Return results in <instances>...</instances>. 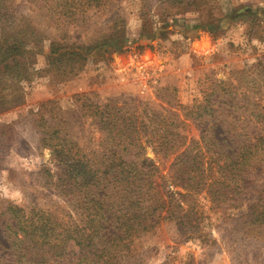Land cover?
Segmentation results:
<instances>
[{"label":"rangeland","instance_id":"1","mask_svg":"<svg viewBox=\"0 0 264 264\" xmlns=\"http://www.w3.org/2000/svg\"><path fill=\"white\" fill-rule=\"evenodd\" d=\"M47 1L48 8L43 0L13 1L19 27L27 24L35 34L17 35L22 54L6 62L21 66L20 75L0 66V212L14 204L51 212L61 226L77 224L79 203L61 193L60 168L40 146L41 117L46 124L63 122L76 150L99 149L103 135L80 105L113 99L119 108L172 116L177 146L164 154L143 144L165 208L174 212L156 214L158 222L134 239L119 264H264L263 154L217 200L204 189L167 186L178 155L205 150L202 135L237 154L262 133L264 0H112L85 13L84 0H66L74 22L58 14L64 7L55 9L65 0ZM52 46L77 52L73 68L51 66ZM210 91V113L201 120L185 116ZM134 152L124 159L135 160ZM185 220L179 230L175 222ZM13 224L0 213V264H79L73 240L62 249L58 240L50 247L32 243L13 237Z\"/></svg>","mask_w":264,"mask_h":264},{"label":"trees","instance_id":"2","mask_svg":"<svg viewBox=\"0 0 264 264\" xmlns=\"http://www.w3.org/2000/svg\"><path fill=\"white\" fill-rule=\"evenodd\" d=\"M13 1L0 0V66L3 64V71L12 68L6 63L8 59L22 54V38L18 36L21 33L35 34L27 24L19 27ZM43 1L48 8V1ZM111 2L84 0L82 12L85 13L88 7H99ZM62 3L54 5L57 12L61 11L60 7L65 8L64 12L58 14L69 17L71 22L77 20L73 10L70 11L74 6L66 0ZM12 31L13 34H10ZM61 49L52 46L49 57L54 69L65 72L67 68H73L71 56L77 52L65 53ZM77 57L80 60L83 54L79 52ZM20 68H12L13 74L20 75ZM212 91L204 92L201 99L204 103L197 101L198 104L188 108L185 116L195 120L204 119L210 113L207 103ZM86 101V104L83 102L85 107L84 104L80 105V112L84 110L82 114L90 117L102 133L99 149L87 150L79 145V151L76 150L77 145L61 129L63 122L46 124L48 120L43 116L41 120L46 127L39 142L41 147L49 150L51 160L60 168L56 179L61 193L79 203V222L72 224L64 221L61 226L51 212L38 208L26 211L14 204L6 205L0 213H7L14 220L11 227L13 237L21 235L27 241L49 247L53 245L50 240H58L55 244H60V249L73 240L80 249L79 264H119L120 259L132 251L134 239L155 226L158 222L155 218H160V214H156L166 204L154 180L157 168L145 156L143 144L151 147L154 153L168 154L175 151V124L170 115L153 110L144 113L141 108H119L113 99L104 102ZM261 131L255 142L242 144L237 154L228 152L227 146L221 142L202 135L205 150L191 157L185 151L182 156L178 155L167 186L181 187L186 192L204 189L209 197L217 200L218 196L224 195L223 188L229 185L228 182L253 166L259 155H264V122ZM130 149L135 150V160L127 161L123 156ZM172 208L167 206L163 211L173 213ZM175 223L179 230L189 224L188 220ZM23 257L24 252L17 255L19 259Z\"/></svg>","mask_w":264,"mask_h":264}]
</instances>
